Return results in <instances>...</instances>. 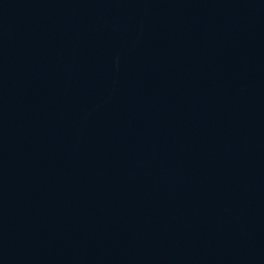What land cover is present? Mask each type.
<instances>
[{
    "label": "water",
    "instance_id": "95a60500",
    "mask_svg": "<svg viewBox=\"0 0 264 264\" xmlns=\"http://www.w3.org/2000/svg\"><path fill=\"white\" fill-rule=\"evenodd\" d=\"M0 264H264V0H0Z\"/></svg>",
    "mask_w": 264,
    "mask_h": 264
}]
</instances>
